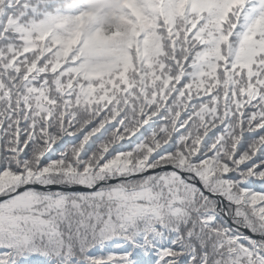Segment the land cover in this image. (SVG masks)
I'll list each match as a JSON object with an SVG mask.
<instances>
[{
  "label": "snow or ice",
  "instance_id": "1",
  "mask_svg": "<svg viewBox=\"0 0 264 264\" xmlns=\"http://www.w3.org/2000/svg\"><path fill=\"white\" fill-rule=\"evenodd\" d=\"M0 264H264V0H0Z\"/></svg>",
  "mask_w": 264,
  "mask_h": 264
}]
</instances>
